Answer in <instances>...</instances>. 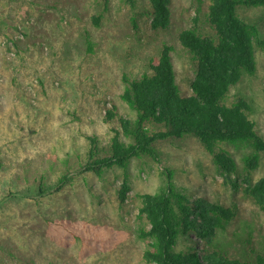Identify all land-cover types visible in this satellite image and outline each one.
<instances>
[{
	"label": "rangeland",
	"instance_id": "1",
	"mask_svg": "<svg viewBox=\"0 0 264 264\" xmlns=\"http://www.w3.org/2000/svg\"><path fill=\"white\" fill-rule=\"evenodd\" d=\"M209 2L169 0L170 25L153 32L148 0H0V264H154L138 238L141 195L163 188L168 172L195 203L232 210L208 245L189 234L201 255L218 247L230 258L264 259V210L246 190L264 162L245 166L248 148L216 146L237 162L228 176L192 134L159 140L157 156L132 157L101 175L85 168L90 153L106 154L113 137L129 141L119 117L135 114L121 98L122 77L150 73L163 44L172 47L182 94L191 93L194 63L178 33L198 12L203 18ZM238 15L264 37V5L239 7ZM254 56V74L244 75L227 101L245 99L264 137V50L254 45ZM189 244L182 236L176 249Z\"/></svg>",
	"mask_w": 264,
	"mask_h": 264
},
{
	"label": "trees",
	"instance_id": "2",
	"mask_svg": "<svg viewBox=\"0 0 264 264\" xmlns=\"http://www.w3.org/2000/svg\"><path fill=\"white\" fill-rule=\"evenodd\" d=\"M207 12L196 14L191 25L181 29L178 40L183 50L190 53L194 76L191 93L183 95L179 88L171 57L172 47L163 44L159 56L149 63L150 73L137 78L123 75L122 100L135 117L121 118V132L129 141L113 137L107 153L91 158L85 168L101 175L113 166L125 167L132 157L157 156L155 145L167 137L181 138L194 135L211 152L218 170L228 176L237 172V162L225 150H216L221 142L243 146L251 153L244 154L243 163L250 169L264 162V137L255 130L247 112L250 104L242 98L228 102L230 89L244 75L256 70L254 45L264 50V37L255 24L242 20L239 7H258L264 0H209ZM151 30H166L171 21L169 0H148ZM95 21L99 17L94 18ZM115 109L108 110L112 119ZM158 126L163 130H153ZM67 177H61L59 186ZM47 188V187H46ZM45 189V188H44ZM127 185L119 192L125 199ZM264 210V173L247 188ZM137 226L138 238L145 240L144 258L154 264H264L260 256L255 261L230 258L218 247H208L201 255L190 233L205 243L212 242L216 230L224 229L232 217V210L217 203L203 204L190 200L187 193L168 172L165 186L155 193H143ZM149 225V226H147ZM182 236L190 241L185 248L176 249Z\"/></svg>",
	"mask_w": 264,
	"mask_h": 264
}]
</instances>
